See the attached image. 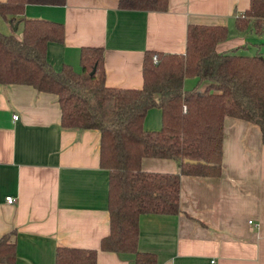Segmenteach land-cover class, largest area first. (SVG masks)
Segmentation results:
<instances>
[{"label":"crops","instance_id":"crops-1","mask_svg":"<svg viewBox=\"0 0 264 264\" xmlns=\"http://www.w3.org/2000/svg\"><path fill=\"white\" fill-rule=\"evenodd\" d=\"M248 5L249 0H166L165 9L151 10L118 7L116 0H64L26 3L22 12L62 22V39L45 46L54 68L65 62L78 70L79 47L98 45L104 85L138 88L143 51H183L189 22L225 25L217 51L259 49L264 15L245 13ZM0 31L10 32L1 15ZM195 84L194 77L182 81L184 88ZM159 124V109L149 108L143 129ZM220 150L217 176L179 175L176 213L138 216L136 248L152 252L155 264H264V143L258 125L224 116ZM139 167L178 172L169 158L142 157ZM6 195L13 203L4 201ZM4 233L14 243L10 264H54L57 246L95 249V264H133L130 252L98 248L108 233L98 131L60 127L55 95L27 84H0V236Z\"/></svg>","mask_w":264,"mask_h":264},{"label":"trees","instance_id":"trees-1","mask_svg":"<svg viewBox=\"0 0 264 264\" xmlns=\"http://www.w3.org/2000/svg\"><path fill=\"white\" fill-rule=\"evenodd\" d=\"M63 2L0 0L4 20L10 26L20 24L18 35L0 31V84H27L53 93L60 127L98 131V164L107 172L108 213V233L100 238L98 248L130 252L133 264H155L152 252L136 248L138 216L176 213L180 174L220 173L223 117L257 124L264 143V53L217 51L214 44L225 36V25L189 22L183 51H143L140 87L106 86L101 46L79 47L78 70L65 62L54 68L45 46L49 40L62 39V22L22 12L26 3ZM116 4L166 8V0H116ZM245 13L264 15V0H249ZM185 77L196 78V84L184 88ZM151 107L159 109L160 124L156 130H145L143 117ZM142 157L172 159L178 172L143 171ZM185 158L196 162H183ZM95 252L57 246L54 264H95ZM14 255L9 233L2 234L0 263L10 264Z\"/></svg>","mask_w":264,"mask_h":264},{"label":"rangeland","instance_id":"rangeland-1","mask_svg":"<svg viewBox=\"0 0 264 264\" xmlns=\"http://www.w3.org/2000/svg\"><path fill=\"white\" fill-rule=\"evenodd\" d=\"M19 31H20V25L18 27H16L15 29H12L11 26H10V32L14 33L15 35H18L19 34ZM6 33V32H5ZM255 52H259V53H264V45H261L259 46V49H255V50H252L251 52H244V53H255ZM201 87V84L199 85L198 88Z\"/></svg>","mask_w":264,"mask_h":264},{"label":"built area","instance_id":"built-area-1","mask_svg":"<svg viewBox=\"0 0 264 264\" xmlns=\"http://www.w3.org/2000/svg\"><path fill=\"white\" fill-rule=\"evenodd\" d=\"M261 22L264 23V18L261 19ZM152 58H153V59L155 58L154 53L152 54ZM12 117H13V118H16V115L13 114ZM4 201H5L6 203H13V201H14V197H12L11 195H6V196H4ZM248 222H249V221H248Z\"/></svg>","mask_w":264,"mask_h":264},{"label":"water","instance_id":"water-1","mask_svg":"<svg viewBox=\"0 0 264 264\" xmlns=\"http://www.w3.org/2000/svg\"><path fill=\"white\" fill-rule=\"evenodd\" d=\"M11 28H12V29H15V28H16V22H14V23L11 25ZM92 70H93V68H92L90 71H92ZM183 162H187V163H195L196 160H192V159H187V158H185V159H183Z\"/></svg>","mask_w":264,"mask_h":264}]
</instances>
